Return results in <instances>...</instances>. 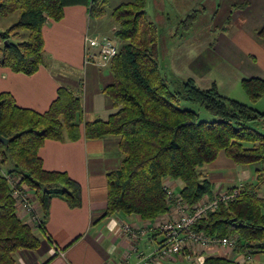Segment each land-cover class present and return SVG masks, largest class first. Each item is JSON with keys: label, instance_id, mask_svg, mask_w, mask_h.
Returning <instances> with one entry per match:
<instances>
[{"label": "trees", "instance_id": "obj_1", "mask_svg": "<svg viewBox=\"0 0 264 264\" xmlns=\"http://www.w3.org/2000/svg\"><path fill=\"white\" fill-rule=\"evenodd\" d=\"M110 0H0V16L18 13V21L0 31V67L33 75L45 61L43 27L61 21L65 7L83 5L91 18L107 13ZM148 0H131L117 6L112 17L122 42L111 61L114 82L104 88L117 112L107 121L84 124L87 139L120 136L121 167L107 174V207L103 218L116 213L155 221L167 215L177 199H168L166 180H176L181 201L193 207L213 192L206 167L220 154L236 166L261 165L259 180L245 184L241 195L195 223L194 232L219 240L237 237L234 251L245 256L264 254V134L251 123L264 121V113L251 105L222 96L216 86L201 89L192 80L171 84L161 72L158 30L148 20ZM197 15L180 21L190 29ZM26 31V32H25ZM264 38V27L258 32ZM13 39H19L13 42ZM241 86L255 103L264 96V80L244 78ZM182 101L200 105L215 119L201 121L199 113L181 107ZM83 121L81 99L61 87L44 113L21 108L7 92L0 93L1 164L17 174L38 199L41 220L48 216L51 201L60 197L71 209L82 205L79 182L65 172L47 171L39 151L47 139H76ZM39 239L17 212L10 185L0 174V264H15L22 249L35 250ZM201 264H247L236 259L208 256Z\"/></svg>", "mask_w": 264, "mask_h": 264}, {"label": "crops", "instance_id": "obj_2", "mask_svg": "<svg viewBox=\"0 0 264 264\" xmlns=\"http://www.w3.org/2000/svg\"><path fill=\"white\" fill-rule=\"evenodd\" d=\"M216 4L214 12L221 15L218 22L212 23V19L201 38L192 37L194 23L185 32L188 42L173 48L161 70L171 84L192 80L201 89L216 86L222 96L236 100L233 94L244 78L264 80V38L258 33L264 27V0H220ZM114 9L109 14L111 19ZM64 11L61 21H48L43 27L45 61L39 70L26 75L0 67V93H10L18 106L38 113L50 108L61 87L81 99L83 121L77 138L47 139L39 155L45 170L65 172L80 183L82 205L71 209L63 199L54 197L44 226L32 225L39 247L17 251L15 264H139L138 255L151 253L162 241L158 227L170 213L155 221L121 213L103 218L107 174L122 164L120 136L87 139L84 124L107 121L117 112L103 91L113 84L114 76L110 65L86 59L85 38L89 34L103 36V22L92 19L87 6L71 5ZM208 170L213 187L220 191L239 182H252L256 175V168L251 171L238 167L223 153ZM166 181V186L178 194L179 185L171 179ZM18 215L29 223L23 211ZM128 228L142 230L137 241L131 239ZM213 255L242 261L243 254L222 245L193 244L167 264H186L185 260L201 264Z\"/></svg>", "mask_w": 264, "mask_h": 264}, {"label": "rangeland", "instance_id": "obj_3", "mask_svg": "<svg viewBox=\"0 0 264 264\" xmlns=\"http://www.w3.org/2000/svg\"><path fill=\"white\" fill-rule=\"evenodd\" d=\"M127 1H129V0H111L109 2V5L107 6L108 16L106 13V15L104 17L95 18V19H98L99 22H103V24H104L101 27L103 29V31H102L103 36H91L90 34L87 35L85 38V46H87L86 45L87 37H93V38H95V37H108L109 39L113 40V42L118 47L121 46L122 42H120L116 38V34H115L116 31L118 30L119 26L114 21L112 16H111L112 19L110 18L109 14L112 11V9H114L115 7L119 6L122 3H125ZM206 1H208V2H206ZM219 1L220 0H204V1H202V0H148L147 1L146 12H147L148 20L150 22H152L158 30V35H159V37H158V52H159L158 54L159 55L158 56H159V65H160L161 69H163L165 67V62L167 61V59H169L170 53L173 50V48L176 47L177 45H180V44L184 45L189 40L188 39L189 35L185 34L186 29H182L180 27V24H179L180 21L185 19L189 15L194 16L196 14L198 18L195 21L194 29L191 30V34L193 35L192 37L201 38L202 33L204 34L207 31L209 23L212 22V19H214L212 23H214V22L216 23V21L218 22V20L220 19L219 17L221 15H218L214 12L215 6L217 5L216 3ZM203 7L205 8V10H203L204 9ZM222 7L224 8L225 6L222 5ZM221 12H222V10L220 11V13ZM158 15L159 16L163 15V18L162 17L159 18ZM161 18H162V20H161ZM18 19H19L18 13L11 14L7 17H1L0 16V31H5V30L9 29L12 25H14L18 21ZM92 19H94V18H92ZM158 25H159V27H158ZM18 41H19V39H13V42H18ZM199 47L200 46H198L196 48H199ZM110 64L111 63H107V64H105V66L110 65ZM99 65H102V64L99 63ZM161 72L163 73V75H165L164 71H161ZM174 85L177 86L178 82ZM233 97H235L236 100H238L240 102L244 101L242 103L251 105L254 108H256L258 111H261L264 113V96L258 102L253 103L250 100V98L247 96V94L245 93V91L243 90V88L241 86V87H239L238 91L236 90V92L233 94ZM181 107L184 109L193 110L194 112L199 113L201 121H212L215 119L208 111H206L200 105L193 104V103L188 102V101H182ZM251 127L257 129L258 131H260L261 133L264 134V121L251 123ZM1 165H2L1 168L5 172H7L12 167L11 164H7V165L1 164ZM238 167L253 171L252 170L253 168H256V170H257L261 167V165L259 164L256 166H246V167L238 166ZM208 169H209V165L206 167V173H207L209 180L211 181V179H210L211 176L209 174ZM13 177H16L18 179L20 178L17 174H13ZM252 179H253L252 182H247V183L239 182L235 185H231V187H229V188L228 187L226 189L224 188L221 191H220V189L213 187V192L209 195L204 196L202 198V201H205V202L209 201L210 203L218 202L220 195L222 193H227L230 191L232 192V191H234V189L238 188L239 186H241V188H242V186L245 184H253V183L258 182L259 173L257 175V171H256V175L252 176ZM167 180H169V179H167ZM173 181L177 185H179L176 180H173ZM179 189H180V186H179ZM258 192H259V195L261 197H264V183L259 186ZM240 195L241 194L239 193V195L236 198H238ZM234 200H231L230 202H232ZM33 204H35L36 207L39 206L38 199L35 196H34ZM219 204H217V205H219ZM16 206H17V204H16ZM19 206L20 205L17 206V212L18 211L22 212L23 210H21L19 208ZM194 206H196V205H194ZM177 208H179V207H177V205L175 204L174 209H176V210L172 211L173 210L172 209L171 210L172 212L171 211L169 212L170 213L169 218L165 219L163 222L168 221L170 218H172V217H170L171 215L174 217H176V216L178 217L179 214L177 215V213H179L180 211ZM217 209H218V207L215 210L210 211L209 213H212V212L216 211ZM28 220H29V217H28ZM163 222H161V223H163ZM30 226L32 227V225H30ZM159 237L163 239L162 234H160ZM232 238L233 237L228 238V239H232ZM225 247L229 248V249H234L233 247H227V246H225ZM250 257H252V258H250ZM241 258H242V262L247 263V264H264V254H257V255H250V256L242 255ZM249 258L251 260L248 261ZM184 262H186V264H192V262L189 260H185Z\"/></svg>", "mask_w": 264, "mask_h": 264}, {"label": "built area", "instance_id": "obj_4", "mask_svg": "<svg viewBox=\"0 0 264 264\" xmlns=\"http://www.w3.org/2000/svg\"><path fill=\"white\" fill-rule=\"evenodd\" d=\"M86 45L87 61H98L102 65L111 63L119 52L118 46L108 37H87ZM1 167L0 156V174L6 177L11 188V195L15 199L17 206L20 205L19 208L24 211L26 216L28 215L30 225L42 228L41 209L40 206L36 207L33 204L34 195L30 188L21 184L20 178L13 177V175L5 172ZM239 193H241V186L232 192L222 193L218 202L227 204L231 200L236 199ZM168 199H177L178 204L176 205L180 211L177 215L179 214V216H172L168 221L159 225L158 228L163 237L162 241L151 253L139 254V264H167L174 257L183 255L188 246L193 244H199L204 247L210 245L235 247L237 237L219 240L193 231L192 227L195 223L205 218L210 211L215 210L218 207V202L210 203L209 201H202L198 205L190 207L184 204L179 196H176L170 188L168 189ZM127 230L131 239L135 241L139 239V233L142 232V230L135 231L129 228ZM135 251L137 250L135 249ZM250 258L248 261L251 260Z\"/></svg>", "mask_w": 264, "mask_h": 264}, {"label": "water", "instance_id": "obj_5", "mask_svg": "<svg viewBox=\"0 0 264 264\" xmlns=\"http://www.w3.org/2000/svg\"><path fill=\"white\" fill-rule=\"evenodd\" d=\"M9 142V140L5 137H3L2 135H0V143L7 145Z\"/></svg>", "mask_w": 264, "mask_h": 264}]
</instances>
